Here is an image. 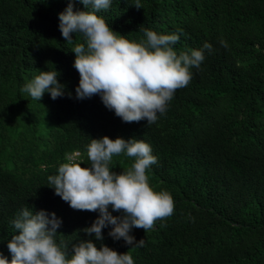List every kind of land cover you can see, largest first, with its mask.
I'll return each mask as SVG.
<instances>
[{"label":"trees","instance_id":"obj_1","mask_svg":"<svg viewBox=\"0 0 264 264\" xmlns=\"http://www.w3.org/2000/svg\"><path fill=\"white\" fill-rule=\"evenodd\" d=\"M68 3L0 0V254L11 260V222L23 207L55 212L62 219L57 240L69 251L90 238L99 247L82 231L98 213L74 210L46 183L74 152L89 166L87 145L106 135L151 145L158 163L148 171L149 183L170 192L175 207L152 230H133L136 240L144 239L142 248L113 240L108 228L102 243L130 251L135 264H264V0H140L141 8L135 0H113L97 13L132 41L143 39L146 28L182 31L173 46L178 53L213 46L150 126L123 122L98 95L76 97L79 73L70 49L82 37L74 34L69 44L58 28ZM83 9L74 0L73 10ZM53 67L63 96L45 93L36 101L21 92ZM132 162L114 156L113 170Z\"/></svg>","mask_w":264,"mask_h":264},{"label":"clouds","instance_id":"obj_2","mask_svg":"<svg viewBox=\"0 0 264 264\" xmlns=\"http://www.w3.org/2000/svg\"><path fill=\"white\" fill-rule=\"evenodd\" d=\"M78 2L83 10L74 11V0H69L65 10L58 13V28L65 42L73 44L74 34L82 37V42L70 49L79 73L76 97L98 95L123 122L146 120L149 126L155 124L166 113L176 91L191 83L192 70L200 69L205 51H213L212 44L205 42L201 48L178 53L173 46L182 31L158 34L146 28L141 30L143 39L132 41L97 14L108 10L113 0ZM134 5L142 7L140 0ZM221 43L227 46L226 41ZM58 75L54 67L42 70L21 92L36 101L45 93L55 100L64 95ZM86 154L89 166L82 167L80 154L74 152L58 166L56 174L47 177L46 185L74 210L98 213L82 231L100 242L99 247L90 238L72 244L69 251L67 242L57 240L62 219L55 212L23 207L11 222L15 229L7 242L11 260L0 254V264H135L130 251L118 253L102 243L103 230L108 228V236L122 239L129 248H142L145 241L136 240L133 230L150 231L157 221L173 215L171 193L157 191L149 183L148 171L158 158L144 140L106 135L91 138ZM120 155L133 162L117 173L112 162Z\"/></svg>","mask_w":264,"mask_h":264}]
</instances>
